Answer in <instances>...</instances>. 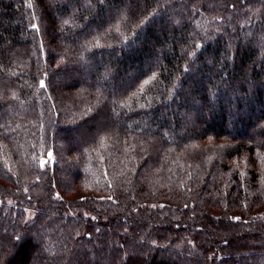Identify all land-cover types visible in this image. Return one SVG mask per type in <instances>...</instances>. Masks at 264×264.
Masks as SVG:
<instances>
[{"label": "trees", "instance_id": "16d2710c", "mask_svg": "<svg viewBox=\"0 0 264 264\" xmlns=\"http://www.w3.org/2000/svg\"><path fill=\"white\" fill-rule=\"evenodd\" d=\"M0 264H264V0H0Z\"/></svg>", "mask_w": 264, "mask_h": 264}, {"label": "rangeland", "instance_id": "374dc122", "mask_svg": "<svg viewBox=\"0 0 264 264\" xmlns=\"http://www.w3.org/2000/svg\"><path fill=\"white\" fill-rule=\"evenodd\" d=\"M28 216H29V217L33 216V212H32V211H29V212H28Z\"/></svg>", "mask_w": 264, "mask_h": 264}]
</instances>
